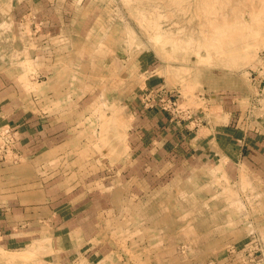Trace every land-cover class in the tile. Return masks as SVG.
<instances>
[{
  "label": "rangeland",
  "instance_id": "1",
  "mask_svg": "<svg viewBox=\"0 0 264 264\" xmlns=\"http://www.w3.org/2000/svg\"><path fill=\"white\" fill-rule=\"evenodd\" d=\"M248 1L0 0V264H264V154L175 156L142 114L264 145Z\"/></svg>",
  "mask_w": 264,
  "mask_h": 264
},
{
  "label": "crops",
  "instance_id": "2",
  "mask_svg": "<svg viewBox=\"0 0 264 264\" xmlns=\"http://www.w3.org/2000/svg\"><path fill=\"white\" fill-rule=\"evenodd\" d=\"M2 87L6 86L5 81L0 77V124L5 118L14 116L18 119L13 104L3 107ZM142 114L146 118L143 120L144 123L151 124L146 126L151 127L162 138H169L170 144L167 146V151H172L171 154L175 156L200 159L204 163L207 162L206 164H211L219 157V160L226 164L247 167L246 165L254 166L250 161L253 160V155L250 158L249 154L250 156L253 152L258 155L264 154V145L255 146L249 142L250 145L244 147V143L233 133H231L233 137L227 136L230 132L226 129L228 125L211 123L212 119H208L209 127L201 128L202 126L192 125L191 127V124L184 123L182 120L171 121L160 109L144 111Z\"/></svg>",
  "mask_w": 264,
  "mask_h": 264
},
{
  "label": "bare ground",
  "instance_id": "3",
  "mask_svg": "<svg viewBox=\"0 0 264 264\" xmlns=\"http://www.w3.org/2000/svg\"><path fill=\"white\" fill-rule=\"evenodd\" d=\"M258 1H259V0H258ZM247 2L250 3L248 0H247ZM251 2H252V0H251ZM253 2H254V1H253ZM260 4H261V3H260ZM249 5H250V4H249ZM263 5H264V4H263ZM211 14H212V12H211ZM213 15H214V14H213ZM253 16H254V15H253ZM257 16H258V15L254 16V17H257ZM209 19H210V18H209ZM263 19H264V18H263ZM256 20L260 23V21H259L260 19L258 20V17H257ZM261 20H262V19H261ZM257 21H256V22H257ZM253 22H255V19H254ZM258 22H257V23H258ZM263 22H264V21H263ZM263 22L261 21L262 24H263ZM261 23H260V24H261ZM221 24H222V23H221ZM221 24H220V25H221ZM255 24H256V23H255ZM257 25H258V24H256V26H257ZM222 26H223V25H222ZM222 26H221V27H222ZM221 27H219V30L221 29ZM253 27H254V26H253ZM259 27H260V26H259ZM211 28H212V27H211ZM214 28H215V27H214ZM214 28H212V29L215 31L216 29H214ZM249 28H250V27H249ZM260 28H261V27H260ZM262 28H264V26H263ZM251 29H252V28H251ZM253 29H254V28H253ZM257 29H258V27H257ZM216 31H217V30H216ZM224 31H225V30H224ZM252 31H253V30H252ZM262 31H263V30H262ZM217 32H219V31H217ZM259 32H260V31H259ZM224 33H225V32H224ZM254 33H255V32H254ZM220 34H221V33H220ZM225 34H226V33H225ZM227 34H228V33H227ZM227 34H226V36H227ZM229 34H230V33H229ZM259 34H260V33H259ZM212 36H213V35H212ZM217 36H218V35H217ZM217 36L215 37V40L219 37V36H218V37H217ZM221 36H222V35H221ZM237 36H238L237 38H239V35H237ZM228 37H229V36H228ZM228 37H227L226 39H229ZM258 37H259V36H258ZM220 38L226 41V39H224V38H222V37H220ZM230 38H231V37H230ZM261 38H262V37H261ZM207 39H208V37H207ZM211 39H212V37H211ZM221 39H220V40H221ZM244 39H245V38H244ZM252 39H253V38H252ZM252 39H250V40H252ZM209 40H210V39H209ZM231 40L233 41L232 38H231ZM231 40H230V41H231ZM241 40H243V38H242ZM258 40H259V38H258ZM205 41L208 42L207 40H205ZM205 41H204V42H205ZM225 41H224V42H225ZM227 41H228V40H227ZM245 41H246V40H245ZM259 41H260V40H259ZM228 42H229V41H228ZM233 42H234V41H233ZM202 43H203V42H202ZM218 43H219V41L217 42V44H218ZM221 43H223V42H220L219 44H221ZM229 43H231V42H229ZM261 43H262V41L260 42V44H261ZM263 43H264V41H263ZM225 44H227V42H226ZM206 45H207V44H206ZM212 45H213V44H212ZM215 45H216V44H215ZM223 45H224V44H223ZM207 46H208V45H207ZM213 46H214V45H213ZM213 46H212V47H213ZM217 46H219V45H217ZM260 46H261V45H260ZM202 47H203V45H202ZM204 47H205V46H204ZM214 47H215V46H214ZM214 47H213V48H214ZM205 48H206V47H205ZM213 48H212V49H213ZM218 48H219V47H218ZM232 48H233V47H232ZM209 49H210V48H209ZM209 49H208V50H209Z\"/></svg>",
  "mask_w": 264,
  "mask_h": 264
}]
</instances>
